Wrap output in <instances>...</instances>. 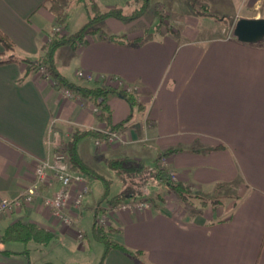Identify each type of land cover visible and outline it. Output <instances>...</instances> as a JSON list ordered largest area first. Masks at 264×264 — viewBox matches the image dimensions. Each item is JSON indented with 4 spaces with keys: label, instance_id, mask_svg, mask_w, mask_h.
I'll return each instance as SVG.
<instances>
[{
    "label": "crops",
    "instance_id": "0c3cea01",
    "mask_svg": "<svg viewBox=\"0 0 264 264\" xmlns=\"http://www.w3.org/2000/svg\"><path fill=\"white\" fill-rule=\"evenodd\" d=\"M46 1L0 0V31L12 42L17 56H40V46L56 24L54 15L41 6ZM249 1L253 9L257 2L264 8V0H247V8ZM131 2L97 0L101 8L127 9ZM101 23L110 28L101 32L125 39L95 35L76 50L67 48V56L76 64L72 75L78 80L73 82H104L121 90L133 87L142 109L131 108L119 95L110 96L112 122H123L121 131H116L119 142L99 148L95 140L84 139L77 148L81 160L96 171L90 161L94 157L110 154L106 160H143L149 152L147 156L154 161L160 152L179 149L164 158L175 181L195 192L239 184L231 210L220 206L188 215L165 201L148 211L109 209L103 204L106 212L100 217L115 230L118 243L142 252V263L136 264H264V41L245 44L229 36L183 40L174 32L162 31L159 37L136 44L131 40L138 33H128L131 23L113 18ZM5 57L0 45V58ZM24 73V65L0 64V200L13 199L31 185H37L38 194L32 204L0 217V232L16 219L28 220L58 236L38 251L45 253L74 240L80 243L76 251L84 250L104 187L96 199L90 203L87 199L100 180L84 177L87 191L79 207L71 200L77 186L69 189L65 212L75 222L69 227L50 216L41 203L60 189L59 182L50 175L45 183H38L34 170L52 154V131L64 140L74 128L100 131L103 125L91 106L77 96H66L49 76L32 71L22 78ZM136 110L141 117L134 118ZM218 146L223 149L206 151ZM77 230L83 233V243L76 238ZM9 244L3 248L11 253H0V264H13L9 258L20 254ZM69 248L73 254V246ZM106 264L135 262L113 249Z\"/></svg>",
    "mask_w": 264,
    "mask_h": 264
},
{
    "label": "trees",
    "instance_id": "16d2710c",
    "mask_svg": "<svg viewBox=\"0 0 264 264\" xmlns=\"http://www.w3.org/2000/svg\"><path fill=\"white\" fill-rule=\"evenodd\" d=\"M75 1L84 8L87 15V21L82 27L73 33H67L65 31L67 18L66 7L69 0H48L41 5L42 8L48 10L54 15L55 23L62 28V31H54L52 28L48 32L47 41L40 46V56L36 59L17 56L14 53L12 42L0 31V45L2 46L4 53H6L5 58H0V64L15 62L24 65L25 73L22 78H26L32 71H43V76H49L53 81V85L57 89L69 92L80 98L85 104L95 107L97 109V113H95L96 120L101 123L105 129L112 132L121 131L123 122L113 124L112 109L108 103V99L112 95H119L131 108L142 109L135 93L105 85L103 82L88 84L81 79L77 82L69 81L57 71L53 56L58 48L68 46L72 50H76L81 45L87 43V37H93L95 35H99L100 37L107 36L109 40H124V36L106 35L104 32H101L98 27L94 26L107 18H113L123 22H131L141 15L142 10L135 8L130 14H125L123 9L119 7L101 8L97 3V0ZM137 3H139L137 0L132 1L129 6ZM155 13L157 14V17H159V21L164 18L162 11L159 9L158 3L155 6ZM205 15L212 16L207 13ZM217 20L219 21V19ZM144 41L145 40L142 38H136L131 40V43L141 44ZM84 139L104 141L106 136L99 130L74 128L71 134L66 139L62 140L58 151L64 154L70 171L78 173L84 177L96 178L104 185V191L94 209L93 222L90 230L92 238L104 246L103 256L99 264H105V258L113 249L129 255L135 264L142 263L140 261L142 252L131 251L118 243L115 239V230L100 222V216L104 215L106 212V209L101 206L105 204L107 207L114 209L120 204L130 200H147L151 206L154 205V207L157 208L162 203L161 195L157 192L155 199H152L149 194V188L152 187V184L156 183L155 185L157 186H166L182 205L188 208H194V206H191L190 199L198 198V196H192L189 185L179 181H171L167 174L168 168L161 164L162 159L174 153L181 152L182 150L168 149L162 153L160 152L153 161V167L149 169L145 166L143 160L133 157L107 159L105 161L106 165L124 183V187L117 194L109 196V189L112 180L101 176L94 169L87 166L79 157L77 150L78 144ZM218 149H223V147L218 146L206 148V151ZM201 204L203 206L208 205L206 201L201 202ZM208 206L214 211L218 208V203H216V201H211ZM57 237V234L49 228L28 220L16 219L12 223L6 225L0 232V253H11L3 248V246L8 243H21L25 246L32 243L35 250H41L47 247L52 241L56 240ZM24 252L25 254H28L27 249H25Z\"/></svg>",
    "mask_w": 264,
    "mask_h": 264
},
{
    "label": "rangeland",
    "instance_id": "374dc122",
    "mask_svg": "<svg viewBox=\"0 0 264 264\" xmlns=\"http://www.w3.org/2000/svg\"><path fill=\"white\" fill-rule=\"evenodd\" d=\"M246 1L247 0H138L139 3L133 4L127 9H123V12L125 14H130L135 8H138V10H142L141 15L137 19L131 22H126L132 24V27L128 29V33H138V37H135L132 40L136 38H142L145 40L147 38H150L151 36L159 37L162 31H166L168 33L174 32L176 37L182 38L183 40L205 39L213 37L225 38L228 36L233 37L232 28L235 21L239 19V17H241L240 15H257V13H260V15L264 14V8L261 5L262 3L257 2V9H253V6L255 5H253L252 1H249L251 5L250 8H247ZM157 3L159 4V9L160 11H162L164 16L161 21H159V17H157V14L155 13V6ZM66 12L68 33L77 31L87 21V15L84 11V8L75 0H69L66 7ZM206 13L212 16H207L205 15ZM217 19H219V21ZM94 27H98L102 31H108L107 29H110L105 23L101 22L97 23ZM52 28L54 31H62V28L56 24ZM67 48L69 47L64 46L58 48L59 50L57 49L58 51L56 50L57 52L55 51L54 53L53 61L57 68V71L63 77L68 80L70 79L69 81L73 82L74 80H78L72 75V72L75 70L76 64L74 61H72L70 55L67 56ZM103 84L105 83L103 82ZM62 91L64 93V90ZM127 92L134 93V91L132 90ZM80 101L82 100L80 99ZM137 111L139 110L135 111L134 118L142 116L140 113L138 114ZM62 140L63 139L61 138V141ZM117 142H119V140H117ZM149 144H143V146L149 147ZM148 154L149 152H147L146 156L143 157V160L145 166L149 169L153 167V160L150 156H147ZM107 157H110V154H106V156L104 157H94L90 161H92L91 163L92 165H94V168L98 173H100L104 178L112 179L114 181V183L110 185L109 190L111 195H115L124 187V183L122 180L121 182L120 178H118L115 173L106 165L105 160ZM168 172L169 171L167 170V173ZM168 174L169 177L172 178L170 173ZM155 184H152V187L149 188V194L152 199H155V195L158 192L162 198L161 204H163V202L165 201L166 203H170L175 206V209H177L179 212H181V210H184L189 215L191 213H199L203 210L209 211L210 208L208 205L211 201H216V203H218V207L224 206L229 210L233 209L237 200L236 186L239 183L236 182L231 186H216L212 190H207L205 192H195L194 189H191L192 196H198V198L190 199L192 204L191 206H194V208H188L182 205L179 201H177L176 197L171 193V191L166 188V186L162 187ZM103 187L104 185L101 181H99L95 186H92L91 195L89 199H87L88 203H90L89 200H92V198L96 199V197H98L100 188ZM205 201L208 205L203 206L201 202ZM87 210H90L89 207L87 208ZM87 210L85 209V214ZM85 223L86 220L83 222V224L85 225ZM103 224L107 226L106 223ZM90 230L89 228L87 229L88 235H86V239H88L89 245H87V240H85V243L87 244L84 245V250L79 249V251H76V248L78 247V245H80V243L75 240L71 243H64V245L58 244L54 248L45 251V253L35 250L32 243L28 244L27 246L21 243L9 244L11 248L18 251L20 250L18 252L20 254L10 257L9 262L13 264H99L103 256L104 246L103 244L95 241L92 238ZM83 238L84 236L80 240L82 241V243L84 241ZM72 246L74 252L73 254H70L69 247ZM25 249L28 250V254H25Z\"/></svg>",
    "mask_w": 264,
    "mask_h": 264
},
{
    "label": "built area",
    "instance_id": "2783aa9c",
    "mask_svg": "<svg viewBox=\"0 0 264 264\" xmlns=\"http://www.w3.org/2000/svg\"><path fill=\"white\" fill-rule=\"evenodd\" d=\"M43 73V71H41ZM77 75L79 77H83L84 75L81 72H78ZM91 76H87V80H90ZM135 88L133 87H125V91H133ZM65 95L71 97L72 94L69 92L64 91ZM92 111L97 113V109L92 107ZM102 134L106 136L104 141L95 140L96 147L102 148L104 146L112 145L117 140H119V136L116 132L109 131L104 127L100 130ZM53 141L51 142L53 151L49 159L44 160L37 164L35 167L34 173L36 175L37 182L45 183L47 179L52 175L57 182L60 184V189L57 190L51 197H44L41 199L42 206L46 208L50 216L54 219L58 220L65 226L72 227L74 225V219H72L67 213L65 212V207L70 200L69 189L72 186H77V189L72 197V205L79 207L82 198L84 197L87 187H86V180L84 176L72 172L68 168V163L64 154L59 152L60 147V140L61 137L57 131L51 132ZM162 166L166 167L165 160L162 159L161 161ZM168 173L172 176L168 177L171 181H175L174 173L168 169ZM38 194L37 185H31L28 187L25 192L18 195L13 199H2L0 200V217L10 213L12 210L19 209L23 205L32 204L33 201L36 199ZM151 208V204L147 200H130L123 204H120L117 209L128 211V210H137V211H148ZM113 209V208H109ZM100 222L105 223V218L100 217ZM83 234L81 230L76 231V238L81 240Z\"/></svg>",
    "mask_w": 264,
    "mask_h": 264
},
{
    "label": "water",
    "instance_id": "95a60500",
    "mask_svg": "<svg viewBox=\"0 0 264 264\" xmlns=\"http://www.w3.org/2000/svg\"><path fill=\"white\" fill-rule=\"evenodd\" d=\"M233 38L245 44H257L264 41V17H240L232 28Z\"/></svg>",
    "mask_w": 264,
    "mask_h": 264
}]
</instances>
